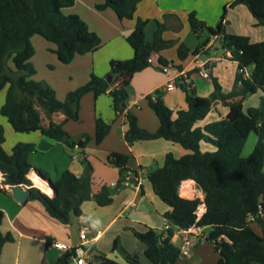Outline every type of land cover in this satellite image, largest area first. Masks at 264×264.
<instances>
[{"label": "trees", "instance_id": "obj_1", "mask_svg": "<svg viewBox=\"0 0 264 264\" xmlns=\"http://www.w3.org/2000/svg\"><path fill=\"white\" fill-rule=\"evenodd\" d=\"M75 0H0V91L7 86L5 100L0 113L15 132L39 131L45 137L73 146L63 123L79 120V101L86 93L96 98L108 94L116 116L124 114L126 129L124 139L127 143L143 140L165 139L179 144L189 151L176 158L168 153L161 167L151 169L147 179L155 194L168 206L164 213L172 227L157 232L152 228L141 231L132 230L134 236L144 246V255L151 264H178L180 248L171 242L173 228L184 230L192 225L208 227L207 240L210 241L218 259L215 264H264V235H258L250 224H264V41L251 42L248 36L228 34L221 21L215 28L207 27L193 13L188 22L200 39V33L207 31L208 37L191 51L184 44L177 48L180 61L189 55H196L209 42L210 37L219 36L221 49L230 51L231 60L237 64L233 88L224 93L216 79H212L213 91L207 97H199L190 84H179L185 94L186 108L172 110L157 90L146 96L149 107L159 120L156 131L150 132L138 125L137 118L125 111L128 98L129 78L136 72L150 66L149 59L157 56L160 67L169 64L159 53L169 47L171 42L162 38L163 26L159 25L153 40L147 41L145 26L147 20L138 18L134 29L126 37L133 49V56L126 60H111L109 72L104 77L91 74L84 85L68 92L60 101L54 91L46 84L34 81L35 70L30 59L34 54L31 38L38 35L53 43L54 53L63 63H70L76 55L96 51L101 46L98 36L75 14L64 15L62 9L73 5ZM142 0H104L98 9L111 8L120 20L131 19L137 5ZM243 4L256 19L257 25H264V0H231L229 6ZM249 78H244L240 69L251 67ZM119 86L110 89L112 85ZM261 91L259 105L243 110L247 94ZM215 102L222 103L228 112L220 120L199 127ZM48 125L42 124V117ZM55 113L64 115L60 123L53 122ZM111 122L97 117L95 120V142L100 143L109 133ZM253 132L256 143L250 154L242 156V150L249 135ZM84 136L78 142L83 148L89 141ZM4 131L0 126V170L4 184L31 185L27 174L32 166L29 161L34 145L17 143L10 153L3 149ZM211 143L215 150L202 152L200 143ZM129 156L112 152L108 161L119 169L122 175L127 171ZM31 174V173H30ZM29 174V176H30ZM184 180H193L204 193L205 212L196 222V208L199 199H186L179 196L178 189ZM124 180H118L114 187L102 185L100 190L91 193V167L82 177L70 170H64L52 181L56 190L51 198L45 194L32 193L31 198L42 202L49 215L64 224L72 216H79L81 204L94 199L99 206H107ZM3 217L0 211V223ZM225 236L230 243L222 237ZM13 240L10 233L0 232V253L6 242ZM116 248V244L114 245ZM74 249L64 252L51 264H70ZM98 264H140L136 255L124 252V262L119 263L101 257Z\"/></svg>", "mask_w": 264, "mask_h": 264}, {"label": "crops", "instance_id": "obj_2", "mask_svg": "<svg viewBox=\"0 0 264 264\" xmlns=\"http://www.w3.org/2000/svg\"><path fill=\"white\" fill-rule=\"evenodd\" d=\"M103 2L104 0H75L72 6L62 9L64 15L79 16L88 29L98 36L101 46L96 51L76 55L70 63L63 64L54 53L56 46L53 43L38 35L31 38L34 54L30 61H34L36 68L40 65L47 66L52 84L57 86L67 84V92L87 83L91 74L98 77L106 76L111 60L132 58L133 49L127 43L126 37L134 29L138 18L147 20L145 37L149 42L153 40L158 26H163L161 36L171 44L159 54L168 60V65H171L172 69L189 70L195 58L213 59L209 79L201 77L197 71L188 75L191 87L199 97H207L212 93V79L218 81L224 93L229 92L234 85L237 64L231 60L230 51L221 49L219 36L210 37L207 45L196 55H189L184 61L178 59L177 48L180 44L193 51L208 37L206 30L200 33V39L193 32L188 22L189 14L193 13L207 27L215 28L221 21L228 34L248 36L251 42L264 41V25L256 24V19L245 5L230 7L231 0H142L136 7L134 17L124 20H120L111 8L100 10L96 7ZM213 51H217L223 58L213 57ZM157 56L152 57L150 66L134 73L129 78L127 86L128 98L125 111L135 115L138 125L150 132L157 130L159 120L149 107L146 96L159 90L167 107L172 110L186 108L185 94L179 85L173 89L164 87L174 76V71L163 73L158 65ZM245 70L250 75L252 66ZM42 82L47 83L45 80ZM117 86L118 83H115L110 89ZM261 94L260 90L247 94L244 98L243 110L258 106ZM227 112V107L215 102L209 112L213 113V117L206 116L196 125L203 127L220 120ZM97 117L111 122L109 133L100 143L95 142ZM51 119L60 123L64 115L55 113ZM0 122L4 123L5 120L0 118ZM42 124L48 125V119L42 118ZM63 129L74 142L73 146L45 137L39 131L20 133L15 132L13 128H3L4 137L7 136L3 148L10 153L17 143L33 144L34 150L29 157L31 171H38L51 181L56 180L60 173L67 169L77 177H82L90 166L92 194L97 193L102 185L114 187L122 178L124 182L115 190L109 205L99 206L94 199L86 200L81 204L80 215L85 217V221L91 227L88 242L83 247L89 251L92 259L89 264H98L101 257L123 263L124 252L136 255L140 264H151L144 255L142 242L134 236L132 230L152 228L162 232L165 223L164 213L169 208L155 194L147 179V173L151 169L161 167L168 153L178 158L189 151L165 139L127 143L124 139L126 129L124 114L115 115L112 98L108 94L96 98L92 93L83 95L79 101V120L65 121ZM84 136L90 139L81 148L78 142ZM200 150L211 152L215 147L211 143L202 141ZM112 152L129 156L127 171L122 175L119 169L108 161V156ZM29 174L27 177L32 183L30 186L37 187L32 179L36 173H31L30 176ZM39 189L46 195L53 196V193ZM178 193L182 198H198L200 202H204V193L193 180L182 181ZM0 211L3 213L0 232L10 233L13 237V240L6 242L1 249L0 264H51L63 254L57 248V244L75 247L81 243L79 237L81 223L78 216H72L70 222L64 224L51 217L38 199L30 196L23 204L16 201L9 186L0 188ZM250 226L258 235H264V224L253 221ZM200 231L207 234L210 228L202 227ZM185 238L186 235L181 230L173 228L171 242L176 247L180 248ZM189 239L190 245L185 254L179 255L178 264L216 263L219 255L210 241L196 235H190ZM115 244L116 248H114Z\"/></svg>", "mask_w": 264, "mask_h": 264}, {"label": "built area", "instance_id": "obj_3", "mask_svg": "<svg viewBox=\"0 0 264 264\" xmlns=\"http://www.w3.org/2000/svg\"><path fill=\"white\" fill-rule=\"evenodd\" d=\"M212 54H213V57H216L217 59L223 58L222 56L218 55L217 51H213ZM212 61H213V59L211 57L206 58L204 60H200L198 58H195L192 61L191 69L181 70V71L176 70V69L175 70L172 69L171 65H166V66L161 67V70L163 73H170L171 71H174V76L166 82L164 87L166 89H173L176 85H179L182 83H186V84L191 85L188 75L190 72H193V71H197L198 75H200L203 78L209 79ZM149 62L151 63V59H149ZM239 71H240V73L243 74L244 78H249V74L246 72L245 68L240 69ZM4 180H5L4 174L0 170V188L7 187V185L4 184ZM30 187H32V186H30ZM48 197L51 198L52 196H48ZM204 212H205V204H204V202H199V204L196 208V211H195V214H196L195 221L196 222L201 218V216L203 215ZM78 219L80 220V223H81L80 228H79V237H80L81 243L75 247H67V246L61 245V244H57L56 246L63 253L66 251H70V250L74 249V256L71 258L70 264H89L92 261V259L89 255V251L87 249H85L83 246L85 245V243L88 242V235L91 232V227L85 221V217L83 215H79ZM251 221L252 222L255 221V218L254 217L251 218ZM171 227H172L171 223L165 220V223L162 226L161 230L167 231ZM201 228L202 227L192 225L187 229L181 230V232L186 235V238L183 242V245L180 247V254L186 253L187 248L190 245V239H189L190 235L203 236V238H205V239L207 238L208 233L203 234L200 231ZM222 238L225 241H227L228 243H230V240L227 237L223 236Z\"/></svg>", "mask_w": 264, "mask_h": 264}, {"label": "rangeland", "instance_id": "obj_4", "mask_svg": "<svg viewBox=\"0 0 264 264\" xmlns=\"http://www.w3.org/2000/svg\"><path fill=\"white\" fill-rule=\"evenodd\" d=\"M62 13H63V11H62ZM152 59V58H151ZM31 64H32V66H33V68H34V70H35V74L31 77V79L32 80H34V81H37V82H40V83H43L42 81H46L47 83H45L47 86H49L53 91H54V93H55V96H56V98L58 99V100H60V101H63L64 99H65V97H66V95L68 94V92H67V84L64 86V85H56V84H52V82H51V80H50V78H51V75H49V73L47 72V69H48V67L47 66H45V65H40V66H38V68H36V65H35V63H34V61H31ZM48 71H51V70H48ZM52 74H53V72H52ZM48 83H49V85H48ZM6 89H7V86H5L1 91H0V108H1V106H2V104L4 103V100H5V94H6ZM59 97H61V98H59ZM39 111H40V114H41V116H42V118L43 119H45V117H44V114H43V112L39 109ZM207 117H213V113H208L207 115H206ZM205 116V117H206ZM0 118H2L3 120H5V122L4 123H1L0 122V126L2 127V128H11V126H10V124L7 122V120L5 119V117H3L2 115H1V113H0ZM200 121V120H199ZM197 124V123H196ZM7 136L5 135V138H6ZM255 143H256V136H255V134L253 133V132H251V134L249 135V137H248V139H247V141L245 142V144H244V146H243V150H242V156H244V157H246V156H248L249 154H250V152L252 151V149L254 148V145H255ZM3 146V145H2ZM4 147V146H3ZM4 149V148H3ZM6 153H8L7 151H5ZM31 171V170H30ZM30 173V172H29ZM28 173V174H29ZM27 174V175H28ZM28 178V177H27ZM29 180V179H28ZM23 185H26V184H23ZM28 186H30V185H28ZM38 187V186H37ZM36 187V188H37ZM40 188V187H39ZM38 188V189H39ZM43 190V189H42ZM39 191L42 193V194H45V193H43L40 189H39ZM46 195V194H45ZM210 251L211 252H214V250L213 249H210Z\"/></svg>", "mask_w": 264, "mask_h": 264}, {"label": "water", "instance_id": "obj_5", "mask_svg": "<svg viewBox=\"0 0 264 264\" xmlns=\"http://www.w3.org/2000/svg\"><path fill=\"white\" fill-rule=\"evenodd\" d=\"M30 173H36L43 180H46L49 183V185L51 186V188L53 189V195H55L56 190L53 187L51 180L44 178L40 174V172L35 171V170L34 171H31ZM9 189L11 191L12 197L16 201H18L19 203H21V204L25 203L29 199V197L32 195V193H36V194L41 193L38 188H36V187H30L28 185H23V184L22 185L11 186V187H9Z\"/></svg>", "mask_w": 264, "mask_h": 264}, {"label": "bare ground", "instance_id": "obj_6", "mask_svg": "<svg viewBox=\"0 0 264 264\" xmlns=\"http://www.w3.org/2000/svg\"><path fill=\"white\" fill-rule=\"evenodd\" d=\"M32 179L35 183L36 186L40 187L41 189H43L46 192H51L53 193V189L51 188V186L49 185V183L45 180H42V178L40 176H37L36 174L32 176Z\"/></svg>", "mask_w": 264, "mask_h": 264}]
</instances>
